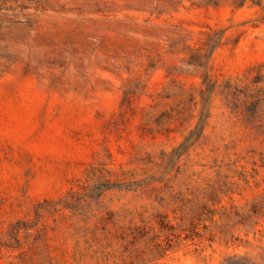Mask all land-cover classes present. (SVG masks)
I'll return each instance as SVG.
<instances>
[{"label": "rangeland", "instance_id": "374dc122", "mask_svg": "<svg viewBox=\"0 0 264 264\" xmlns=\"http://www.w3.org/2000/svg\"><path fill=\"white\" fill-rule=\"evenodd\" d=\"M0 264H264V0H0Z\"/></svg>", "mask_w": 264, "mask_h": 264}]
</instances>
